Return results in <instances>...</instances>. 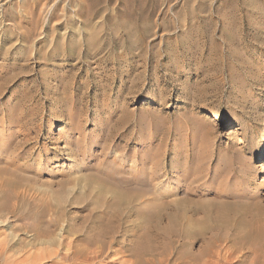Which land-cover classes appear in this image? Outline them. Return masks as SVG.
I'll return each mask as SVG.
<instances>
[{
	"label": "rangeland",
	"instance_id": "rangeland-1",
	"mask_svg": "<svg viewBox=\"0 0 264 264\" xmlns=\"http://www.w3.org/2000/svg\"><path fill=\"white\" fill-rule=\"evenodd\" d=\"M263 152L264 0H0L11 261L100 226L114 242L100 264L138 244L156 263L200 257L184 221L213 225L217 196L264 209Z\"/></svg>",
	"mask_w": 264,
	"mask_h": 264
},
{
	"label": "bare ground",
	"instance_id": "bare-ground-1",
	"mask_svg": "<svg viewBox=\"0 0 264 264\" xmlns=\"http://www.w3.org/2000/svg\"><path fill=\"white\" fill-rule=\"evenodd\" d=\"M133 197L134 199L138 198L139 194L136 193L133 195ZM216 198L218 201L216 203L214 202L210 208L211 211L216 214L212 221L213 225H203L201 227L199 226V223L195 221V219L193 220L189 218L184 221L185 225L189 226L188 228L186 227V229H183V234H185L188 241L191 243L196 241H205L208 244V248L203 251L204 253H202L200 257L193 256L188 258L185 262H181L179 264H264V209L255 203V199L251 200L245 195H241L238 198H233L232 196L230 197L226 195L222 196V198L218 196ZM194 200L195 199L192 194L186 195V193L184 197L181 198L182 204H184L190 212H193V214L197 209L196 202ZM206 201H208V198ZM174 204L175 210L177 212V201H175ZM249 213L251 214L249 217L250 219L246 220L245 217L248 216ZM225 224H242L246 225V228L243 231L231 229L230 231L226 232L223 230V228H221L222 225ZM103 227L105 226H100L99 228L97 227V230L92 232L93 234L83 237L82 239L79 238V235L65 243L64 240L60 243L56 242L58 244L56 250H43V252L30 253L21 256L18 254L20 257L14 259L13 261L10 260V257L4 256V252L6 250L5 248L2 249L0 246V262L1 264H39L43 260H56L58 264H100L99 262L102 263V261L108 259V250L114 244L112 239L110 241H106L108 238V231L107 227ZM79 242H81V244ZM118 252L115 251V253ZM126 252H128V256L131 260H119L120 264H142L143 261L146 262V264L156 263L154 259H152V257H154L152 250L142 246L141 244L135 245ZM168 255L160 257L157 260V263L177 264V257L173 259ZM106 262L107 261H105V263Z\"/></svg>",
	"mask_w": 264,
	"mask_h": 264
}]
</instances>
